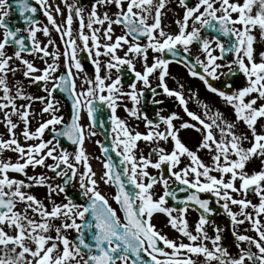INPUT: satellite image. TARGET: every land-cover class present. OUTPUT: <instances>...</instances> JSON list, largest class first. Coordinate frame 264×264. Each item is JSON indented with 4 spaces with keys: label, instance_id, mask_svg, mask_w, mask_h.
Instances as JSON below:
<instances>
[{
    "label": "snow or ice",
    "instance_id": "snow-or-ice-1",
    "mask_svg": "<svg viewBox=\"0 0 264 264\" xmlns=\"http://www.w3.org/2000/svg\"><path fill=\"white\" fill-rule=\"evenodd\" d=\"M64 3L67 16L62 27L51 14L53 7L60 13L59 6L50 5L48 0H36L49 24L64 41V51L60 53L58 49L49 52L36 39L37 32L42 31L45 36L50 34L47 26L37 27L39 21L33 15H26L37 13V7L29 0H16L19 14L27 25L24 31L32 41L31 52L42 53V60L49 56L52 58L51 63L45 60V67L38 68L22 57V53L29 52L25 38L19 36L22 30L9 26L6 18L10 15L11 5L9 0H0V29H3V38L0 39V101L3 103H0V111L10 109L4 111L9 138L0 139V153L12 151L18 157L14 163L0 160V264H197L194 257H203L201 264H264V221L261 219L264 217V169L253 173L246 171L253 158H261L264 163V51L259 53V60L255 51L256 43L264 44V0H177L184 11L175 21L178 25L176 33L167 32L166 26L162 25L168 0H96L90 6L87 20L83 6L69 4L67 0ZM108 5L117 9L111 16L107 11H98L99 6ZM74 16L79 18L76 38L72 35ZM121 24L125 34L113 39V25ZM86 28L90 30L88 34L85 33ZM207 30L216 35L202 34ZM140 37L146 38L147 42L140 43ZM221 37L228 39L224 41ZM102 39L109 43L102 44ZM77 41L81 43L78 45ZM10 44L18 49L13 55L5 51ZM48 44L54 45V41L49 40ZM78 48L95 57L92 60L94 78L85 76L86 87L81 91L76 90L73 73V68L76 74L83 72L82 63L77 58ZM149 49L161 54L154 56L151 64L148 63ZM118 50H123V56L118 54ZM166 54L177 58V63L183 62L192 77L201 80L210 92L225 101L232 108L235 120H229L206 102L200 103L195 93L190 92V96L185 97L183 84L178 83L175 89L169 88L165 78L172 61L166 58ZM232 54L235 58L229 62L226 57ZM60 55L65 57L66 73L56 76ZM102 55L108 57L103 64V76L99 59ZM138 58L142 61V70L136 68ZM14 60L23 66L22 75L30 84L44 82V90L48 93L46 107L41 111L50 113V116L35 131H29L31 101L45 98L27 95L21 82H17L13 93L8 73L15 74L18 70L12 66ZM125 66L136 81L128 85L129 91H124L122 86V69ZM225 68L226 72L223 71ZM113 70L117 73L114 79ZM154 73L158 80L155 88L150 81ZM237 73L243 74L246 84L233 89L228 78ZM221 76L225 77L224 89L232 91L217 88L209 80H219ZM49 82L51 87L47 86ZM138 83L151 90L154 104L163 103L155 99L157 88H161L164 95L174 97L190 120L197 123L182 120L175 112L167 116L158 113L159 123L149 119L139 107L144 92L143 88L137 87ZM57 90L67 93L72 100L74 114L70 123L63 124V117L56 114L59 101L53 100V93ZM124 97L132 102V107L125 106V111L135 119L143 120L146 132L135 131L116 115L118 101ZM189 98H196L202 115L189 109ZM17 99L28 103L17 105ZM104 105L112 114V150L122 157L120 165L123 168L118 171L112 158L106 156L100 179L118 189L114 200L120 205L122 217L98 190L96 173L84 149L85 129L79 123L80 113L86 109L94 127L96 113ZM12 116H18L23 123L21 135L26 140L40 142L23 146L14 131L18 125ZM176 120H182L179 127L174 123ZM237 121L246 125V132H237ZM60 124L63 127L57 129L56 125ZM161 124L164 130H160ZM50 126L55 143L42 139V134ZM181 129H194L201 133L197 148L207 149L212 154V165L204 164L197 151L185 145L179 136ZM213 129L218 131L219 138ZM89 134L96 135L94 131ZM59 138H66L76 146L75 150L70 153L61 148ZM141 140L148 143L150 151L147 155L141 152L137 156L136 149ZM169 140L173 146L166 149L161 142ZM245 141L249 146H244ZM101 148L108 153L107 147ZM57 149L59 154H56ZM185 156L189 163L181 168V157ZM48 158L55 163L46 165ZM37 165L47 167L55 176L63 178V184L55 187L47 184V187L49 197L53 192L64 193L66 202L53 201L49 210L34 195L22 190L32 188L34 184L31 182L36 186L46 185L49 178L43 175L27 176L25 170ZM163 166H166L169 176H153L148 171L152 168L160 173ZM213 171L220 173L219 177L212 175ZM10 172L24 174L29 183L10 177ZM77 176L81 195L87 197L84 204L77 203L66 193V186L76 181ZM125 177L133 192L126 190ZM170 179L186 186L180 191L195 190L185 200L178 201L184 207L167 206L168 198L175 199ZM157 184L162 186L163 192L154 198L151 190ZM202 192L212 193L217 202L223 201L221 207L230 218L236 241L235 254H230L221 243L223 230L218 225L214 227V235L210 236L206 231L205 226L209 223L207 214L212 209L209 201L198 195ZM249 192L258 197L257 203L248 199ZM18 204L23 205V210L17 209ZM191 205L198 206L200 211L192 230L186 218ZM230 205L239 206V211H233ZM156 214H164L166 226L177 230L189 243H178L157 229L153 222ZM57 220L59 224L55 223ZM246 222L250 223L255 237L237 231L238 226ZM69 230L77 234L74 239L69 238ZM85 233L89 234L90 240L86 239ZM206 241L211 243V248ZM245 243L247 249L241 246ZM253 247L257 251H252Z\"/></svg>",
    "mask_w": 264,
    "mask_h": 264
},
{
    "label": "rangeland",
    "instance_id": "rangeland-1",
    "mask_svg": "<svg viewBox=\"0 0 264 264\" xmlns=\"http://www.w3.org/2000/svg\"><path fill=\"white\" fill-rule=\"evenodd\" d=\"M67 2L69 4H75L77 6H83V8H84L83 15L85 17V20H87V16H88V12L90 10V6L92 4H95L96 0L95 1L91 0L89 2H87L86 0H67ZM48 3L52 6H59V8L61 9L60 13H57L53 7L51 14L53 15L57 24H60L63 27V21L65 20V18L67 16V8L65 6L64 0H48ZM38 7H39V5H38ZM39 9H40V7H39ZM98 11L100 13L107 11L109 13V15L111 16L113 13H115L117 11V9L112 5H108V6H99ZM183 11H184V9L178 5L177 0H168L167 13H166V15H164L162 17V25L166 26L165 30L167 32H169V33H176L177 32L178 25L175 23V21L182 16ZM40 14H41V21L39 22L37 27L43 28V27L47 26L49 28L50 34L48 36H45L42 31L37 32L36 39L41 43V47H47L49 52H54V51H57V49H58L60 53H63L65 45H64V41L61 39L60 33H58L55 30V28L49 24L47 17L43 14V9H40ZM7 18H10V15ZM149 22H151V21H149ZM94 27H97V26H94ZM78 29H79V18L74 16V20H73V24H72L73 38L77 37ZM113 30H114L113 31V39L116 36L125 34V28L122 25H113ZM89 32H90V30L86 28L85 33L88 34ZM22 33H24L28 37V34L26 31H23ZM98 35H99V33H98ZM2 38H3V29H0V39H2ZM129 39H131V38H129ZM49 40L54 41V45H49L48 44ZM146 42L147 41L140 42V43L143 44ZM77 43L79 45L81 42L77 41ZM101 43L102 44L103 43H109V41H105L102 39ZM257 48L261 51H264V44L258 43ZM5 51L8 55L14 54L12 47L6 46ZM101 51H103V49H101ZM80 52H82V50H79V48H78V51H77V58L78 59H79ZM118 54L123 56V54H124L123 50H118ZM160 55L161 54L154 53L151 49H149V51H148V63L151 64L153 62V57L154 56H160ZM41 56H42V53H32L30 55L22 54V57L24 59H27L30 62H33L34 65L38 68L45 67V63H44L45 60H47L48 63L52 62V58L50 56L45 57L43 60L40 58ZM94 58H95L94 56L90 57L91 63H92V60ZM99 59L101 61V73L100 74H101V76H103L104 75L103 64L108 59V57H105L102 55L101 57H99ZM219 62L222 63L221 61H219ZM57 63L59 65V70L54 75L59 76L63 73H66V66L67 65H66L65 57L63 55H60V59ZM135 64H136L137 70H142V68H141L142 61L139 58L135 61ZM12 66L18 68V70L15 74L8 73V83L10 86H12L13 93L15 92V86H16L17 82H21L24 86V91L27 95L38 96L34 92V84H30L29 81L23 77V75H22L23 66L20 65V62L14 60L12 63ZM82 67H83V72H81L79 74H76L75 69L73 68V73H74V78H75V86H76L77 91H81L83 88L86 87V85L84 84V80H85V76H87V73H89V76H87L89 78H94V74H95L94 73V68H95L94 65L92 66L91 64H89V65L88 64L87 65L82 64ZM123 69H127L126 66ZM177 70L178 69H173V67L168 68L169 74L165 79H166V83H167L169 88L175 89V88H177L178 83L183 84L185 86L183 89L185 97H189L190 92L194 93V91H195V93L198 95V97L204 103L205 102L208 103L209 106L212 107L214 110H216V109L220 110L229 120H235V116H234L232 108L230 106H228L225 103V101H223L218 95L209 94L202 84L197 85L198 82H200L201 80H199L198 78H194V77L191 80V76L184 69L183 70L179 69V72ZM223 71H227V69L225 68V69H223ZM116 75H117V73L115 72V70H113V72H112L113 79L116 77ZM122 81H123V78H122ZM150 81H151L152 87L153 88L156 87L158 80H157V76L155 73L150 77ZM47 86L51 87V83L49 82V84ZM122 86H123L124 91L130 90L129 87L124 86L123 83H122ZM194 86H196L195 89H194ZM137 87L143 88V85L138 83ZM143 90H150V89L143 88ZM0 95H2V92H0ZM163 97H158V98L162 99ZM47 98H48V93H47V97L45 99L31 101V114L29 117V119H30L29 131H35V129L40 125L41 122H43L49 118L50 113H44L41 111V109L43 107H46ZM164 98L175 99L174 97H167L166 95ZM53 100L59 101V105L57 106L58 111L56 114L63 117V124H65L66 123V107L59 99H57L55 97L54 94H53ZM0 103H3V101H0ZM16 103H17V105H21V104H25L28 102L24 101V100L17 99ZM200 103H202V102L200 101ZM118 104H119V107L117 108V111H116L117 116H119L121 119L125 120L128 123L129 127L133 128L135 131H139L141 133H144L147 131V128H146L143 120H137L134 117L130 116L127 111H125V106H127L128 108L132 107V102L130 99H128L127 97H124L122 100L118 101ZM139 107L141 108V104L139 105ZM188 107L191 111L202 115V109L198 106L196 98H189ZM4 111H10V109L4 110ZM4 111H0V139H8L9 138L8 130H7V127H6L5 122H4ZM177 113L180 115V117H182V120H188L191 123H197L195 121H191L190 118L183 112V109L180 106H179V110ZM168 114L169 113H165L164 116H167ZM80 118H81V115H80ZM82 118H83V122H81V119H80V124L83 125V127L85 129V133H86V139L84 142V149H85V152H86L87 157H88V162L90 163L92 170L96 173L95 178L98 181V190L105 197H107V198L109 197L108 199L113 202V199L115 196L114 189L112 188L110 183H105L104 181H102L100 179L101 174L104 171L103 166H102L104 161L101 158V155H100V152L98 149L99 140L94 139V137H99V135L96 134V135L92 136L89 134L90 132H93L94 130L90 127V122H89L90 119L87 116L86 109L82 110ZM12 120H13V122L17 123V125H18L17 129H15L14 131L16 132L17 138L19 139L20 143L23 146L35 145V144L40 142L39 140H26L21 135L23 123L19 120V117L18 116H12ZM182 120L174 121L175 125L177 127H179L180 123H182ZM236 123H237V132H246V125H244L243 122L237 121ZM63 124L56 125L57 129H59ZM160 130H164V125H161ZM257 130L260 131L259 127ZM213 131H214V134L217 136V138H219L218 131L215 129H213ZM47 134H48L47 132L42 134V139L44 141H47ZM179 136L182 139V141L185 143V145L190 150L197 151L198 156L201 158V160L203 161L204 164L212 165V160H211L212 154L207 149H198L197 148V145L201 139V133L200 132L195 131L194 129H181L179 132ZM53 143H55V141H53ZM161 145L163 147H165L166 149H171L173 146L171 140H169V142H167V143L161 142ZM244 146L245 147L249 146L247 141L244 142ZM149 151H150V148H149V145L147 142H145L143 140L138 142V148L136 149L137 156H139V154L141 152H143L144 155H147L149 153ZM56 154H59V149H57ZM17 158H18L17 154L12 152V151L6 150V151H3L2 153H0V160H10L11 162L14 163L17 161ZM181 160H182V163L179 165V167H181V168L189 163V160L186 158V156L181 157ZM21 162H23V161H21ZM54 163H55V161H53L51 158H48L45 160L46 165H51ZM257 165L260 166L261 168L264 166V163H262L261 158H253L247 164L246 171H248L249 173H253L255 171L261 170ZM81 170H83V169L81 168ZM25 171L27 173V176L39 177V176L43 175L44 177L49 178V179L47 180L46 185H44V186H36L35 182H31L34 184V186L32 188H24V189H22L23 191L34 195L49 210L52 207L53 201H55L56 203L66 202L65 201V195H63L62 193L53 192L52 195L49 197V195H48L49 189L47 187V184H51L53 187H55L56 185H61V179H54L49 168L37 165L35 167L29 166ZM148 171L153 176H157L159 174L158 170H156V169L149 168ZM211 174L218 176V177L220 175V173H217L215 171H213ZM9 175L12 178L24 180L26 183H29V181L27 180V177L22 173L10 172ZM225 178H227V177H225ZM78 180H79V177L77 176L76 181H74V186L77 188H80ZM238 184H239V181H237V185ZM151 191L154 195V198H156L162 194L163 188L161 185L157 184L153 187V189ZM233 195H235L237 198H240L239 194H237V193H234ZM248 199H249V196H248ZM17 209L23 210V205L20 204L19 206H17ZM37 219H38V217H37ZM55 223L59 224L60 221L57 220V221H55ZM73 232H74L73 230H69V232H68L69 238ZM51 234L55 235L54 232H52ZM9 247H11V246H9Z\"/></svg>",
    "mask_w": 264,
    "mask_h": 264
},
{
    "label": "flooded vegetation",
    "instance_id": "flooded-vegetation-1",
    "mask_svg": "<svg viewBox=\"0 0 264 264\" xmlns=\"http://www.w3.org/2000/svg\"><path fill=\"white\" fill-rule=\"evenodd\" d=\"M202 34H207L209 36L213 35L211 30H207L206 33H202ZM257 44L258 43H256L255 51H256V59L258 60L260 58L259 57V53L261 52V50H259L257 48ZM194 48H195V46H194ZM234 58H235L234 55H229V56L226 57V59L229 62H231ZM221 62L224 63V61H221ZM170 67H173V69H177L178 66L171 64V65L168 66V68H170ZM124 70H127V69H124ZM224 78H225L224 76H221L219 80H222ZM203 86H204V88L206 89V91L209 94H214V93L210 92L206 88L204 83H203ZM148 91H151V90H143V92H148ZM161 91H162V93H160L159 95L155 96L156 100H160V101H163V102L176 101V99L164 98L165 95L163 94V90H161ZM158 97H163V98L161 99V98H158ZM152 101H153V97H151L148 105L143 108V104H142V100H141V108L140 109L149 117V119H151L153 121H156V119L158 118V115H157V118H153L151 116V112H152V110L154 108L153 106L156 105ZM167 109L168 110L159 109L157 111V114L159 113V115H164L165 113H169V114L172 113V112L177 113L178 110H179V105H178V103H176V106H173V108H171L170 104H169V105H167ZM161 125H163V124H161ZM94 139L95 140L98 139L99 142L101 141V137H94ZM98 146H99V143H98ZM71 152H73V151H70V153ZM258 167L261 170L264 169V166L262 168L260 166H258ZM169 183H170L171 187L175 185V183L173 181H171ZM203 193L208 195V196H210V197H203V195H199L200 198L204 199V200H208L209 201V207L212 209L211 213L207 214L209 223L205 226L206 231L208 232V234L210 236L214 235V227L218 225L223 230L222 233H221L222 237H223L221 243L225 247H227V249H228L230 254H235V252L237 251V249H236V241H235L234 236L232 235V224H231L230 218L226 215V213L224 212L223 208L221 207V204L223 203V201L217 202V198L210 192H203ZM175 198L176 199H178V198L181 199V198H184V195L180 194V195H177V197L175 196ZM249 199L252 200L253 203H257L258 202V197H256L254 194L252 196H250ZM109 204L111 205V207H113L114 209L117 210L118 214L121 215V217L123 216V214L119 211V209L116 206H113L112 203H109ZM167 206L177 208V207H175L173 205V203H171L169 201H168V205ZM230 207H232L233 211H239V206L230 205ZM249 211H251V209H249ZM174 215H175V213H174ZM199 216H200V212L197 209H195V208H193L191 206L188 207V212L186 213V218H187V220L189 222L190 230H192L194 228L195 224L198 221ZM261 219H262V221H264V217H262ZM166 221H167V217L164 214H156L153 222L155 223L157 229H159L163 234H166L168 238L173 239V240H175L178 243L179 242L189 243L187 238L183 237L177 230L172 229L170 225L166 226ZM237 231L240 232V233L247 234L249 236H253V237L256 236V233L251 230V225L248 222H246L243 225L238 226ZM73 234L75 236L77 235L75 233V231H74ZM205 243H207L208 246L211 248V243L210 242L206 241ZM161 246L163 247V245H161ZM241 246L244 247L245 249H247V247H248V245L246 243L242 244ZM252 251L255 252L257 250L253 247ZM194 258L197 259V264H201V261L203 260V257H194ZM248 264H251V262H248Z\"/></svg>",
    "mask_w": 264,
    "mask_h": 264
},
{
    "label": "water",
    "instance_id": "water-1",
    "mask_svg": "<svg viewBox=\"0 0 264 264\" xmlns=\"http://www.w3.org/2000/svg\"><path fill=\"white\" fill-rule=\"evenodd\" d=\"M29 3L32 4L35 7L34 4V0H29ZM10 9L13 11V25L11 26V28L15 29L17 26L18 28H20L21 30L24 29L25 27H27V25L24 23L23 18L20 16L19 14V10L18 7L16 6V0H10ZM26 15H33L34 19L39 21V11H37V13L35 14H31V13H27ZM215 34V33H213ZM216 35V34H215ZM25 38V37H24ZM140 38H144V37H140ZM223 40H227V37H221ZM25 43L28 46L29 52L26 53H31V47H32V43L31 41H29L28 39L25 38ZM13 45L15 50H18L16 48V46L14 44H10ZM85 56V54H81V57L83 59V57ZM173 60L176 61L177 58L172 57ZM180 59L182 60V55L180 57ZM181 64L184 65L183 62H181ZM185 66V65H184ZM233 78H228V82L232 83L233 88H234V84H235V80H239V78L237 77V75L232 76ZM134 80V77H132L131 82ZM215 87L217 88H221L223 90L226 91H232V89H224V83H215L210 81ZM239 84L240 86H244L245 83L239 80ZM44 88V84L42 82H40L39 84H36V91L37 93H39L42 97H44L43 95V90ZM55 94L57 95V97H59L61 100L64 101V103L67 105V109H68V113H67V123H70L73 117V108H72V100L71 98L68 96L67 93L65 92H60L59 90H57L55 92ZM153 94H148L146 95V102L148 100V97L152 96ZM111 112L110 110L107 108L106 105H104L100 111H98L96 113V124L93 127L94 129H96L97 131L100 132L101 136L103 137V143L101 144V146L107 147L109 149L108 153H103L104 158L106 159V156H110L112 158V161L115 162L116 166H117V170L118 171H122L123 166L120 165V160L122 157L117 156L116 152L112 150V138H111V133H112V123H111ZM92 124V122H91ZM54 138V133H52L49 136V139H53ZM60 141V146H64V148H68V147H74V145H72L66 138H59ZM102 150V148H101ZM155 157V156H153ZM164 170L162 171V175L164 176H169V173L166 170V166H163ZM55 176V175H54ZM125 180V185H126V190H128L129 192H133L134 189L133 187L128 184L127 182V178H124ZM114 185V184H113ZM115 186V185H114ZM116 188V187H115ZM118 191V189L116 188V192ZM181 192V191H180ZM66 193L68 194V196H70L74 201L78 202L76 197V193L71 191V183L68 184L66 186Z\"/></svg>",
    "mask_w": 264,
    "mask_h": 264
},
{
    "label": "bare ground",
    "instance_id": "bare-ground-1",
    "mask_svg": "<svg viewBox=\"0 0 264 264\" xmlns=\"http://www.w3.org/2000/svg\"><path fill=\"white\" fill-rule=\"evenodd\" d=\"M81 122H83V118L81 117Z\"/></svg>",
    "mask_w": 264,
    "mask_h": 264
}]
</instances>
